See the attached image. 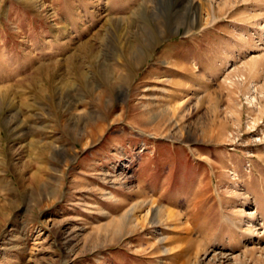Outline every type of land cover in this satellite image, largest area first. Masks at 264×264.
Listing matches in <instances>:
<instances>
[{
    "label": "rangeland",
    "instance_id": "rangeland-1",
    "mask_svg": "<svg viewBox=\"0 0 264 264\" xmlns=\"http://www.w3.org/2000/svg\"><path fill=\"white\" fill-rule=\"evenodd\" d=\"M0 264H264V0H0Z\"/></svg>",
    "mask_w": 264,
    "mask_h": 264
}]
</instances>
